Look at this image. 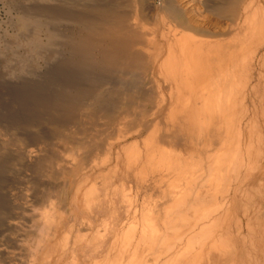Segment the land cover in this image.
<instances>
[{
  "label": "rangeland",
  "instance_id": "rangeland-1",
  "mask_svg": "<svg viewBox=\"0 0 264 264\" xmlns=\"http://www.w3.org/2000/svg\"><path fill=\"white\" fill-rule=\"evenodd\" d=\"M58 1L54 6L56 0H0V51L18 47L12 41L26 32L31 33L30 39L43 44L44 29L60 26L56 34L58 53L46 60L55 65V74L47 73L45 57L30 50L23 57L27 69L13 72L17 85L0 81V264H110L116 251L129 243H135L140 252L143 249L144 257L153 254L160 260L170 259L165 253L177 244L175 256L183 255L176 260H184L199 248L192 242L200 226L210 227L215 219L194 218V208L190 209L187 214L193 217H189L190 226L184 232L194 233L178 234L160 252L156 250L157 240L164 235H154L156 221L168 205L161 194L174 184L167 176L183 167L182 154L190 155L178 147V114L171 118L167 104H162V94L165 99L167 96L158 66L153 73L158 91L146 95L147 69L140 60L130 57L123 36L129 9L156 5L162 19L164 3ZM256 2L264 7V0ZM196 7L202 15L208 14L203 0H197ZM148 21L140 18L138 25L148 36L143 52L146 58H152L164 44L161 33L165 27ZM160 86L164 88L161 91ZM249 103L250 116L242 127L247 124L245 138H250V146L256 149L261 145L260 122L264 121L259 122L253 110L259 106L256 109L264 112V106L259 102L254 105L253 99ZM122 119L126 120L124 124ZM153 128L167 149L168 158L162 164L151 158L143 143ZM119 135L127 137L117 139ZM217 135H211L212 144L225 139L228 145L233 140ZM30 148L36 154L34 159L25 155ZM233 148L228 154L231 162ZM250 151L255 157L259 150ZM256 166L255 170L261 162ZM220 173L206 169L204 175L200 172L205 184L202 190H213L206 200L226 197L228 181ZM248 173L245 169L234 179L247 184L238 192L240 213L246 218L249 211L261 220L256 216L260 213L249 207H264L263 171L257 174L255 185L248 184ZM211 194L216 196L212 198ZM261 218L264 223V215ZM244 223L238 229L243 237L236 262L258 264L254 249L250 259L244 254L250 246L263 248V243H256L259 236L252 238L246 219ZM256 228L264 235V224ZM155 260L151 257L148 264Z\"/></svg>",
  "mask_w": 264,
  "mask_h": 264
},
{
  "label": "bare ground",
  "instance_id": "bare-ground-1",
  "mask_svg": "<svg viewBox=\"0 0 264 264\" xmlns=\"http://www.w3.org/2000/svg\"><path fill=\"white\" fill-rule=\"evenodd\" d=\"M160 1L161 4L164 3L162 5V19L156 5L153 7L148 5L149 7L144 9L139 7L129 9L126 19H124L126 22L123 35L125 49L131 55L130 57L140 60L147 69L145 77L149 89L143 93L152 95L153 92L158 91L153 83L154 69L155 66H158L160 75L164 78L167 96L165 99L164 94H162V104L163 102L167 104L171 118L178 114V121L179 123L183 122L182 131L185 138L188 139L187 145L183 148L190 157L182 154L183 167L175 174L167 176V179L174 178V182L177 180L186 181V188L176 191L169 188L162 196V200L168 205L164 210V215L162 214L158 218L157 224L158 227L166 230V234L163 233L164 235L157 240L160 243L157 244L156 250L160 252L168 241L174 239L190 226V223L187 222L190 218L185 216L187 211L194 208L195 214L193 216L195 218L200 209L211 202L205 199L206 194L203 196L204 190H202L205 187L202 174L206 169L210 173L221 171L220 175L223 180L228 181V193L225 197L228 200L222 202L221 228L215 229L212 233L211 230L214 228V224H212L210 227L205 226L202 229L200 226V229L197 230L199 231L198 235H195V241L192 243H197L199 248L207 249V251L205 257L194 261L192 264H242L236 262L239 255L238 245L241 243L240 237H243L239 231L234 230L235 218L238 214L244 215L239 216V225L245 224L244 219H246L247 230L248 232L251 230V237L259 236L256 243H263V248L259 245H256L255 248L253 246L248 247L245 250V257L250 259L251 250L254 249V259L256 261L258 259V264H264V235L259 231L260 229L257 230L256 227H254V231L252 229L255 225L263 228L264 223L261 217L264 215V207L260 210H258L259 207H256L258 204L252 208L249 207L250 211L260 213L256 216L261 220L248 215V213L245 218V214L240 213V203L235 202L234 198L231 199V192L234 190L232 188L235 185L238 188L247 185L234 180L235 176L243 170L246 169L247 173L249 172L248 184L255 185L257 183L255 168L258 163L255 164V162L248 160L241 153H237L233 162L228 157L230 150L242 135L243 123L250 116L249 101L253 99L254 105L259 102L264 106V7L258 4L256 0H203L207 13L214 15L216 17L214 19L208 14L202 15L198 11L197 0ZM57 2L59 3L56 0L54 6L58 4ZM140 18H148L155 24L162 23L165 27L161 33L164 44L160 46L152 58H146L147 56L142 49V45L148 36L141 31L138 25ZM165 18L170 19L171 23H166ZM59 27L51 28L48 26L44 29L43 39L45 43L43 44L38 39H30L31 33L26 32L17 38V41H12L18 47H8L6 51H0V81L4 85H17V78L13 80V72L16 68L27 69L28 65L24 62L23 57L30 50L34 51L35 55L45 57L44 66H46L47 73L55 74V65L50 62V59L48 62L46 60L49 55L54 56L58 53L57 41L59 40L56 34L60 30ZM41 41L43 40L41 39ZM161 89L164 88L160 86V91ZM257 107L253 110L257 120L260 122L263 119L262 121H264V112L256 109ZM259 111L262 114H259ZM125 121L122 119V124ZM77 123L79 124L78 121ZM260 123L262 127L260 142L264 143V122ZM66 124L65 126H67ZM218 133L231 138V140L233 138V140L228 145L225 139L218 141L216 145L212 144L211 135ZM238 135L240 136L237 138ZM125 137L127 136L119 135L117 139L124 140ZM143 143L146 150H150L151 158H156L160 164L166 160L165 158H168L167 149L158 139L155 128L148 132V137L143 140ZM108 147L111 149L112 145L109 144ZM33 153V149L30 148L25 152V155L29 159H34L36 154ZM215 160L216 162H214ZM262 174L264 176V171ZM210 175L206 174L205 176L209 177ZM207 219L208 217L205 221ZM160 234L158 235L161 236ZM244 237L247 240V235ZM130 244L116 251L112 264H146L148 257H144L141 253L143 249L141 252L138 250L140 248L132 249ZM172 246L165 253L166 258H170V261L183 255L175 256L174 248L178 245Z\"/></svg>",
  "mask_w": 264,
  "mask_h": 264
},
{
  "label": "crops",
  "instance_id": "crops-1",
  "mask_svg": "<svg viewBox=\"0 0 264 264\" xmlns=\"http://www.w3.org/2000/svg\"><path fill=\"white\" fill-rule=\"evenodd\" d=\"M247 124H245L243 127H242V135L240 136V135H238L237 136V138L240 136V138H239V140L237 139V141H236V144H234V148H233V150H234V160L236 159V156H237V153H241L242 155H244V156H246L247 158H248V160H252V161H254L255 163H256V161L257 162H261V166L260 167H258L257 168V170H258V173L262 170V171H264V143H261L260 142V138H259V142H260V144L261 145H259L258 146V148H256V149H254L253 147H251L250 146V138H248V137H246L245 138V136H246V134L244 133V131L245 130H243V129H247ZM182 128H183V122H180L179 123V127H178V129H177V134H178V147L181 149V151H182V149H183V147H185L186 145H187V141H188V139H186L185 138V135H184V133H183V131H182ZM250 134V133H249ZM263 136H264V133H263ZM148 137V134H147V136L145 137V139ZM144 139V140H145ZM180 142H181V145H180ZM184 142V143H183ZM246 143V144H245ZM250 150H259L258 151V154L257 155H255V157H254V152H252V151H250ZM148 152H149V154L151 155V152H150V150H148ZM263 161V162H262ZM258 163V164H259ZM256 170V171H257ZM257 173V172H256ZM255 173V174H256ZM257 173V174H258ZM168 179H170V178H168ZM174 179V178H173ZM172 179V180H173ZM179 181V182H178ZM186 182V181H185ZM185 182H182V181H180V180H177V181H175L174 182V180H173V185H171L170 186V189H174L175 191L177 190V189H185L186 188V185H185ZM181 183V184H180ZM183 186V187H182ZM169 188H166V190H164L163 191V193L161 194L162 196H164V194H165V191H167ZM232 189H234L232 192H231V199L232 198H234V200H235V202H239V199H238V192L240 191V190H242V187L241 188H238L236 185L234 186V188H232ZM210 191L212 192V190L211 189H209L208 190V192H203V196L206 194L207 195V193H208V195H207V197H206V195H205V199H208V197H210L209 195H210ZM211 195H213V194H211ZM216 196V195H215ZM215 196H212V198H214ZM225 198V197H224ZM223 197H221V198H218V199H214L213 201H211L210 203H208L206 206H204L203 208H201L200 209V211H199V213L200 214H198V215H196V217H198V218H207V217H212V218H214L215 219V223H214V227H216V229H218V228H221V219H222V202H224V201H226L227 202V200H228V198H225L224 199ZM212 211H214V212H212ZM191 211H189L188 213H190ZM215 213V214H214ZM247 213H248V215H250L251 216V214H249L250 212L249 211H247ZM247 213H246V215H247ZM187 214V213H186ZM213 214V215H212ZM186 217H193V216H189L188 214L187 215H185ZM184 216V217H185ZM238 219H239V215H237L236 216V218H235V224H234V227H235V229H236V232L238 231V227H239V222H238ZM157 221H158V219H157ZM157 221H156V225H157V227L155 228V231H154V235H158V234H160L161 232V234H166V230L164 229V228H162V227H158V224H157ZM238 225V226H237ZM249 227V226H248ZM254 227H257L256 225L255 226H253V231H254ZM162 229V230H161ZM188 232H181L180 234H187ZM190 234H193L194 232H189ZM188 233V234H189ZM186 242V241H185ZM184 242V243H185ZM127 245H129V244H127ZM131 245V248L132 249H134V247H135V243H131L130 244ZM185 245H186V243H185ZM123 246H125V245H122V247ZM204 250V251H203ZM207 251V249L205 250V249H201V247L200 248H198V249H196V251H194V254H191L188 258H185L184 260H180V261H177L176 259H174L173 261H170V259H166V260H160L159 258H158V255H154L155 256V261H154V263L153 264H164V262L166 263V264H192L194 261H196V260H199V259H201V258H203V257H205V252ZM197 252V253H196ZM151 257H153V255H150L149 257H148V259H147V261H146V264H148V262H149V259L151 258ZM194 259V260H193ZM110 264H112V261L110 262ZM249 264H255L254 262H252V261H250V263Z\"/></svg>",
  "mask_w": 264,
  "mask_h": 264
}]
</instances>
